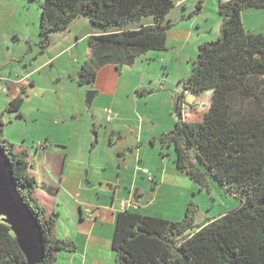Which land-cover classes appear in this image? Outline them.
I'll return each mask as SVG.
<instances>
[{
	"label": "trees",
	"instance_id": "1",
	"mask_svg": "<svg viewBox=\"0 0 264 264\" xmlns=\"http://www.w3.org/2000/svg\"><path fill=\"white\" fill-rule=\"evenodd\" d=\"M175 7L173 0H44L38 45L41 53L46 52L54 34L79 17L89 19L100 34L88 38L90 54L76 82L93 86L105 67L113 66L121 74L148 52L168 50L173 25L166 20ZM250 9L264 10V0H219L220 36L199 47L193 73L177 94L175 128L151 141L162 148L174 147L178 172L201 190L210 191L213 178L239 206L199 227L195 225L199 206L194 202L181 221L121 212L112 240L116 264H264V34L246 28L242 13ZM132 22L140 25L134 28ZM204 94L210 99L207 112L200 121L186 120L187 95ZM26 97L22 90L7 112L22 117ZM0 145L13 165L23 200L42 228L41 264H57L61 252L75 253L77 245L52 239L58 214L49 215L36 192L44 189L55 196V189L40 187L30 171L28 152L17 151L6 139L1 117ZM0 264H27L11 226L1 220Z\"/></svg>",
	"mask_w": 264,
	"mask_h": 264
},
{
	"label": "rangeland",
	"instance_id": "2",
	"mask_svg": "<svg viewBox=\"0 0 264 264\" xmlns=\"http://www.w3.org/2000/svg\"><path fill=\"white\" fill-rule=\"evenodd\" d=\"M177 1L182 0H173L175 4ZM43 2L0 0V77L8 80L5 83L8 92H0L4 135L17 151L28 152L33 164L30 171L40 187L55 189L56 202L44 189L37 191L47 210L55 207L60 213L54 230L57 237L53 234L52 239L72 240L77 245L75 253L61 252L58 264H116L112 250L116 218L105 211V218L99 220L103 243L107 240L108 245L95 263L92 258L97 252L92 246L84 249L82 242L87 239L90 224L95 222L87 217V211L94 210L97 214L101 209L111 208L115 200L127 201L131 185L124 181L126 175L128 183L132 177L138 178L139 185H144L143 190L151 196L155 193L154 185L140 171L148 170L153 175L164 165L177 169L175 148H162L160 143L152 145L151 141L175 128L177 94L183 92L182 82L193 73L199 47L220 36L219 0L206 1L202 15L197 13L199 2L194 0L176 5L167 17L166 21L173 25L171 31L183 28L194 32L195 53L191 45L169 44L168 50L148 52L121 74L115 67L100 70L93 86H79L73 80L70 71H79L81 66L67 57L36 70L47 61L48 54V51L41 53L38 45ZM147 18L150 17L143 19ZM244 19L248 31L264 33V10H247ZM138 25L140 22H132L130 26L138 28ZM81 48L89 52L88 41ZM75 54L78 55L77 49L73 51ZM60 74L64 76L61 81ZM22 90L27 97L21 109L22 117H18L16 113H8L7 108ZM92 91L98 94L88 104ZM209 103L205 94L187 95L183 107L187 120L200 121ZM107 109L115 116L111 123L107 122ZM180 174V179L169 182L181 188L175 193L189 198L188 204L184 211L182 202L177 203L184 211L180 215L171 211L178 209L173 202L166 203L167 210L161 211L163 219L183 220L189 203L194 202L199 206L195 221L199 227L239 206L238 200L226 194L215 179H210V191H207ZM119 179L123 185L120 195L112 184ZM147 204L148 201L143 202L144 207ZM82 208L86 212L83 219Z\"/></svg>",
	"mask_w": 264,
	"mask_h": 264
},
{
	"label": "crops",
	"instance_id": "3",
	"mask_svg": "<svg viewBox=\"0 0 264 264\" xmlns=\"http://www.w3.org/2000/svg\"><path fill=\"white\" fill-rule=\"evenodd\" d=\"M206 1L208 0H205L201 4V10L199 11L197 10L198 11L197 13H200L202 15L206 11V8L204 7ZM178 4H182V2L177 1L176 5ZM245 12L246 11L242 13V19H243L244 24H245V19H244ZM170 15L171 13L169 14V16ZM90 25H91L90 22H88V20H85L84 17H79L70 25L68 29L65 30V32L63 31L62 33H58L57 35L54 34L53 39H52V45L47 50L48 52L46 51L48 53L46 55L47 61L43 65H41L39 68H36V70H39L41 67H46L50 62H52V64H55L57 61L65 57H67L71 61H74L76 65L79 64V66H81V64L89 57V54H90V52L88 51L86 52L85 49L81 48V46L88 40L90 36L100 34ZM199 27L201 28L202 25H199ZM258 33H262V32H258ZM193 36H194V32L192 30L187 31L186 29H183V28H177L176 30H172V31L170 30L168 48H169V44H171V46H179L182 43V44L191 45V51L195 53L197 46H195V43L194 44L192 43ZM76 49L78 50V55L75 54L76 56L75 57L73 55V51H76ZM109 67H113V66H108L103 69H106ZM70 73L72 74L73 80H76L78 69H74L70 71ZM30 75L31 73L27 75L23 80H26V78H28ZM58 78L61 81L64 79V76L60 74ZM184 117L187 120L186 113L184 114ZM157 171H159V173L155 172L153 175L151 174V172L148 171L154 178V182L153 181L151 182L154 185L153 189H155V193H153V195L150 196L147 193V191L143 190V188H146V187L144 185H139L138 178L132 177L130 183H128L127 181H129V178L126 175V177L124 178V181L127 184L131 185V187L129 188L130 190L129 199L127 201L120 202L118 200H115L114 205L111 208L106 207L105 209H101L102 212L97 213V214H95L94 210H91L92 211L91 213H89L90 210L87 211V217L90 218L91 220L93 219V221L95 222L94 224L93 223L90 224L91 229L87 234L88 235L87 239L82 242H85L84 249L88 250V247L92 246L95 252H97V254L92 258L94 259L93 261L95 263L96 261H98L99 253L102 252V250H105V249L107 250V245H108L107 240H105L103 243V239H102L103 232L99 230V228L101 227L100 226L101 222H99V220H103L105 218V214H104L105 211L106 213L107 212L112 213V218L114 217V220L117 214L121 212H125V211L135 212V213H140V214H142V211H144L145 212L144 215H149L152 217L163 219L164 215L161 214V211H166L167 207L165 206V204L166 203L168 204L171 202L174 203V207L178 208V209H171V211H177L178 213H180V215H181V212L183 213L185 211L189 198L185 196L184 197L177 196L175 193V190H178V189L181 190V188L178 187V185H176L175 183L169 182L170 179L172 180L180 179L181 174L178 172L177 169L174 170L173 168H169L168 166H165V165L163 167H159ZM140 172L144 177L146 178L149 177L148 175L144 174V170ZM120 180L121 179L117 180L118 183H112L116 186L117 192L119 195H120V190L123 187L122 181L120 182ZM79 185H81V183ZM58 192H59V189H58ZM36 195H37V192H36ZM51 197L52 199H55V201L53 200L54 202L57 201L56 195L51 196ZM147 201H148V204L144 207L143 202H147ZM179 202L180 203L182 202V205H184V211L182 208H180L177 205V203ZM154 207H157L160 211H155L156 208ZM80 211L82 214V218H84L85 217L84 213L86 212L83 211V208L80 209ZM56 212H58V210H56L55 207L50 210L48 209L49 215H53ZM58 215H60L59 212H58ZM54 235L57 237L56 232H54ZM59 256H58V260H59Z\"/></svg>",
	"mask_w": 264,
	"mask_h": 264
},
{
	"label": "water",
	"instance_id": "4",
	"mask_svg": "<svg viewBox=\"0 0 264 264\" xmlns=\"http://www.w3.org/2000/svg\"><path fill=\"white\" fill-rule=\"evenodd\" d=\"M98 92L89 93L91 104ZM0 216L11 226L27 264H41L45 255L42 228L23 200L14 179V169L0 145ZM57 219V217H54Z\"/></svg>",
	"mask_w": 264,
	"mask_h": 264
},
{
	"label": "built area",
	"instance_id": "5",
	"mask_svg": "<svg viewBox=\"0 0 264 264\" xmlns=\"http://www.w3.org/2000/svg\"><path fill=\"white\" fill-rule=\"evenodd\" d=\"M189 1H194V0H182L181 2L182 3H187ZM197 1L198 2H203L205 0H197ZM6 82H8L6 79H3L2 77H0V92H2V93H7L8 92V89L5 88V83ZM105 114L107 116V122L111 123L114 120V117H115L113 111L107 109V110H105ZM144 174L149 176L148 177L149 181H153L154 180L153 177L151 176V174L147 170H144Z\"/></svg>",
	"mask_w": 264,
	"mask_h": 264
}]
</instances>
